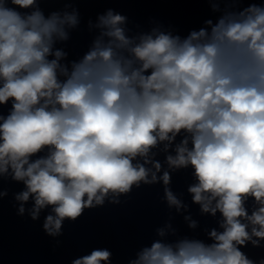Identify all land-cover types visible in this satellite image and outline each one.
<instances>
[{"label": "clouds", "instance_id": "9594fccd", "mask_svg": "<svg viewBox=\"0 0 264 264\" xmlns=\"http://www.w3.org/2000/svg\"><path fill=\"white\" fill-rule=\"evenodd\" d=\"M39 2L0 0V106L10 105L0 115V177L25 186L18 215L30 197L32 221L50 207L42 230L58 237L86 209L161 181L168 207L180 211L172 173L158 175L152 149L164 143L167 152L183 132L168 168L191 166L192 202L219 212L223 231H209L211 243L156 240L128 264H264L241 250L264 246V0H201L225 10L185 38L158 29L129 36L128 17L108 8L88 21L100 32L78 59L56 45L79 28L80 0L48 15ZM112 255L96 248L71 264H112Z\"/></svg>", "mask_w": 264, "mask_h": 264}, {"label": "water", "instance_id": "95a60500", "mask_svg": "<svg viewBox=\"0 0 264 264\" xmlns=\"http://www.w3.org/2000/svg\"><path fill=\"white\" fill-rule=\"evenodd\" d=\"M39 6L45 15L57 11L42 2H39ZM99 32V29L93 27L90 30L87 24L81 22L77 30L71 31V40L67 44L58 43L56 47L69 51V59H78ZM9 109L10 105L8 108L0 106V115H6ZM184 135L182 132L177 136L167 152L164 151V143L152 149V153H155L153 159L162 165L158 175L163 171L172 173L169 187L185 205L180 211L168 207L161 181L151 186L142 185L140 189L134 188L130 196L121 197L118 205L106 201L103 207L86 209L76 222H64L62 236L51 237L42 230L46 215L52 214L51 208L42 210L39 220L32 221L28 210L34 202L30 197L25 204L24 216H19L20 202L15 200V195L26 190L25 186L10 177H0V190L8 192L7 197L0 199V264H71L72 260L88 255L96 248L111 251L112 264H128L129 260L137 258L138 252L150 247L156 240L175 243L188 238L211 243L208 232L212 229L222 232L220 224L223 217L219 212L215 216L202 213L200 206L192 202L188 187L197 181L191 166L174 171L166 163V156L175 155V146ZM38 155L46 156L47 149ZM137 160L143 162L139 157ZM245 207L250 215L257 205L249 197ZM186 216L196 221V228L188 227L190 221L185 220ZM161 228L165 230L163 237L157 234V229ZM261 244L264 245V241ZM241 250L254 261L264 258V246L253 248L249 244Z\"/></svg>", "mask_w": 264, "mask_h": 264}]
</instances>
